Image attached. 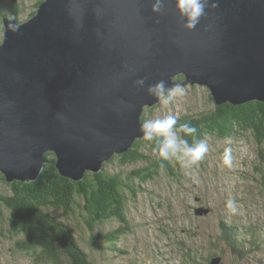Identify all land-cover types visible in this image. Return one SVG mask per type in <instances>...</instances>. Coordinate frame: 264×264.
<instances>
[{
    "label": "water",
    "instance_id": "95a60500",
    "mask_svg": "<svg viewBox=\"0 0 264 264\" xmlns=\"http://www.w3.org/2000/svg\"><path fill=\"white\" fill-rule=\"evenodd\" d=\"M150 3L43 0L25 21L1 17L5 181L35 180L46 152L55 154L60 175L79 181L127 151L143 138L144 107L158 103L134 86L141 77L145 86L160 79L170 88L205 86L215 105L264 102V0H210L217 6L191 30L172 0L160 14Z\"/></svg>",
    "mask_w": 264,
    "mask_h": 264
},
{
    "label": "rangeland",
    "instance_id": "374dc122",
    "mask_svg": "<svg viewBox=\"0 0 264 264\" xmlns=\"http://www.w3.org/2000/svg\"><path fill=\"white\" fill-rule=\"evenodd\" d=\"M37 1L18 0L20 18L25 19ZM5 10L9 12L11 8L7 5ZM1 34L0 22V37ZM179 88L184 95L174 97L166 106L158 101L149 113L150 119L168 114L177 117L185 113L215 112V104L205 86L187 84ZM147 108L150 107H144L142 114H147ZM202 141L209 145V151L201 168L198 165L184 169L178 163L180 174L177 176L175 170L174 173L159 170L149 181L130 182L133 192L129 189L125 194L128 225H121L115 218L107 221L106 231L116 234L117 240L110 244L101 239L97 246L81 242L96 264H211L216 257L217 264H259V259L264 262V184L261 180L264 162L259 153L260 149L264 152V142L258 146L250 133L236 130L225 137L207 134ZM143 147L146 155L152 156L150 142ZM226 147L232 148L231 167L222 162ZM174 162L177 161L174 159ZM106 167L126 173L137 166L121 167L114 160ZM3 180H0V191L7 194L10 188ZM230 199L237 204L235 214L226 208ZM200 207L210 210L196 214ZM7 213L3 210V217ZM247 220L254 223L249 227ZM228 225L237 237L232 247L222 239L225 231L222 227ZM83 231L86 238L90 232ZM15 239L7 231L5 221L0 222V264H44L27 251L18 250ZM188 248H191L190 254Z\"/></svg>",
    "mask_w": 264,
    "mask_h": 264
},
{
    "label": "trees",
    "instance_id": "16d2710c",
    "mask_svg": "<svg viewBox=\"0 0 264 264\" xmlns=\"http://www.w3.org/2000/svg\"><path fill=\"white\" fill-rule=\"evenodd\" d=\"M41 1L43 0H38L34 4L35 9L22 19L18 1L11 3L7 0L5 3L1 0L0 18L8 15L16 16L18 23L25 21L35 14ZM7 5L11 8L9 12L5 10ZM0 22L2 25V20ZM175 78L182 79V75ZM156 107L157 104L147 108V114H142L141 120L150 119L149 113ZM213 109L215 112L210 114L206 111L177 116L180 123L190 122L197 128L194 138L187 137L190 144L202 141L207 134L225 137L236 130L241 131L242 134L250 133L256 144L262 146L264 102L256 100L242 104L226 102L215 105ZM146 142L148 141L143 138L136 139L127 151L114 153L104 161L99 172L86 171L79 181L60 175L55 167V154L46 152L44 154L46 161L35 180L6 182L10 192L4 194L0 191V222L5 221L7 231L16 237V248L27 251L33 259L44 264H96L81 242L97 246L101 239L110 244L117 240L116 234L106 231L107 221L115 218L121 225H128L125 194L133 188L130 182L136 179L140 183L149 181L159 170H167L171 173L175 170V176L180 174L179 164L174 162V159L169 161L157 159L153 152L154 144L151 142L149 152L152 156L146 155L143 147ZM259 153L260 160L263 159L264 162L263 149H260ZM114 160L121 167L129 165L137 167L130 168L126 173L114 172L106 167ZM201 166H203L202 161L199 163L200 168ZM3 179L4 176L0 173V180L4 181ZM261 180L264 184L263 168ZM3 210L8 212L5 217ZM76 211L79 214H76ZM227 227L229 230H226ZM234 228L236 229L235 226ZM84 229L90 232L86 238L84 233L82 234ZM222 231H224L222 239L232 247L237 241L234 229L228 225L222 227ZM188 251L190 254L191 248H188Z\"/></svg>",
    "mask_w": 264,
    "mask_h": 264
},
{
    "label": "clouds",
    "instance_id": "9594fccd",
    "mask_svg": "<svg viewBox=\"0 0 264 264\" xmlns=\"http://www.w3.org/2000/svg\"><path fill=\"white\" fill-rule=\"evenodd\" d=\"M165 4L166 0H151L150 11L160 14L164 10ZM172 5L182 27L188 30L195 28L200 23L201 18L207 15L208 9L217 6L215 3H210V0H172ZM9 30H16L11 22ZM134 86L143 88L148 96L156 98L165 106L170 104L174 97L184 95L183 89L178 86L170 88L164 79L145 86V79L141 77L134 81ZM139 131L145 141L154 144L153 152L157 159L161 161L175 159L184 169H192L198 166L209 151V145L205 141L189 143L187 137L194 138L197 128L190 122L180 123L175 115L168 114L145 120L140 124ZM222 162L227 167L232 166L231 147L224 149ZM161 167H163V164H161ZM226 208L232 214H235L238 210L236 202L231 199L226 202Z\"/></svg>",
    "mask_w": 264,
    "mask_h": 264
},
{
    "label": "flooded vegetation",
    "instance_id": "af4514ba",
    "mask_svg": "<svg viewBox=\"0 0 264 264\" xmlns=\"http://www.w3.org/2000/svg\"><path fill=\"white\" fill-rule=\"evenodd\" d=\"M246 223H250L249 224V227L252 225V223H254V222H251V221H246ZM256 223H258V222H256ZM255 232H251V234L253 235ZM257 237V236H256ZM260 237V236H259ZM254 238V237H253ZM264 260V259H263ZM258 262H259V264H264V262L263 261H261L260 259L258 260Z\"/></svg>",
    "mask_w": 264,
    "mask_h": 264
}]
</instances>
